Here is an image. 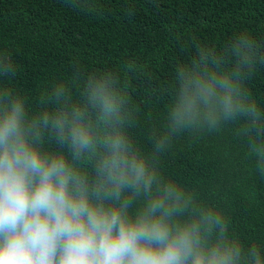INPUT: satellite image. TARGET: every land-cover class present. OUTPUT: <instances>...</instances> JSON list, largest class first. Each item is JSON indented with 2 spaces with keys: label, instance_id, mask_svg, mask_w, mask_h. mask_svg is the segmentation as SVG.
<instances>
[{
  "label": "clouds",
  "instance_id": "clouds-1",
  "mask_svg": "<svg viewBox=\"0 0 264 264\" xmlns=\"http://www.w3.org/2000/svg\"><path fill=\"white\" fill-rule=\"evenodd\" d=\"M193 49L150 152L131 134L134 60L53 83L35 110L0 88V264H264V248L243 245L217 206L159 170L173 137L236 126L264 176V107L247 87L264 48L241 33L220 51ZM15 75L0 54V79Z\"/></svg>",
  "mask_w": 264,
  "mask_h": 264
},
{
  "label": "trees",
  "instance_id": "trees-1",
  "mask_svg": "<svg viewBox=\"0 0 264 264\" xmlns=\"http://www.w3.org/2000/svg\"><path fill=\"white\" fill-rule=\"evenodd\" d=\"M241 33L264 48V0H86L80 10L65 0H0V54L16 69L14 78L0 79V88L35 110L53 83L122 71L134 60L127 78L138 122L131 134L150 152V136L163 127L172 100L176 67L191 60L193 44L220 51ZM247 87L264 107V62ZM159 170L217 206L243 245L264 248V176L236 126L173 137Z\"/></svg>",
  "mask_w": 264,
  "mask_h": 264
}]
</instances>
